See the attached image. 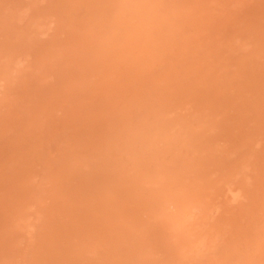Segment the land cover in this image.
Instances as JSON below:
<instances>
[{
    "label": "bare ground",
    "instance_id": "6f19581e",
    "mask_svg": "<svg viewBox=\"0 0 264 264\" xmlns=\"http://www.w3.org/2000/svg\"><path fill=\"white\" fill-rule=\"evenodd\" d=\"M0 264H264V0H0Z\"/></svg>",
    "mask_w": 264,
    "mask_h": 264
}]
</instances>
